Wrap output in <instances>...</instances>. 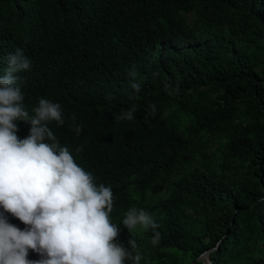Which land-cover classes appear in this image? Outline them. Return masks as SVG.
<instances>
[{
    "label": "trees",
    "instance_id": "1",
    "mask_svg": "<svg viewBox=\"0 0 264 264\" xmlns=\"http://www.w3.org/2000/svg\"><path fill=\"white\" fill-rule=\"evenodd\" d=\"M17 49L32 60L15 73L26 110L61 104L64 125L49 127L111 186L118 242L132 237L140 264H264V0H0V75ZM133 104L132 121L116 119ZM16 123L23 139L30 124ZM133 207L159 244L122 225Z\"/></svg>",
    "mask_w": 264,
    "mask_h": 264
},
{
    "label": "clouds",
    "instance_id": "2",
    "mask_svg": "<svg viewBox=\"0 0 264 264\" xmlns=\"http://www.w3.org/2000/svg\"><path fill=\"white\" fill-rule=\"evenodd\" d=\"M32 60L22 49L8 56L7 70L0 75V264H140L142 255L131 237L129 247L118 242L120 227L111 222L114 193L110 185L97 184L91 172L79 166L67 146H61L49 124L65 123L61 104L40 98L30 115L23 101L21 78ZM130 76L135 78L133 65ZM158 75V74H154ZM135 100L141 88L130 85ZM169 96L181 92L179 81L163 84ZM106 99H113L109 94ZM155 116V104L148 106ZM135 105L122 111L117 120L132 121ZM71 127L82 126L73 113ZM17 121L30 124L29 134L19 138ZM84 150V145L75 149ZM8 214L24 225L9 222ZM122 225L133 235L137 228L151 231V244L161 240L160 225L144 208L128 209ZM40 259H28L29 250Z\"/></svg>",
    "mask_w": 264,
    "mask_h": 264
},
{
    "label": "water",
    "instance_id": "3",
    "mask_svg": "<svg viewBox=\"0 0 264 264\" xmlns=\"http://www.w3.org/2000/svg\"><path fill=\"white\" fill-rule=\"evenodd\" d=\"M206 259L208 260V264H213L208 253L206 254Z\"/></svg>",
    "mask_w": 264,
    "mask_h": 264
},
{
    "label": "rangeland",
    "instance_id": "4",
    "mask_svg": "<svg viewBox=\"0 0 264 264\" xmlns=\"http://www.w3.org/2000/svg\"><path fill=\"white\" fill-rule=\"evenodd\" d=\"M205 259H206V257H205ZM206 263L208 264V260L206 259Z\"/></svg>",
    "mask_w": 264,
    "mask_h": 264
}]
</instances>
